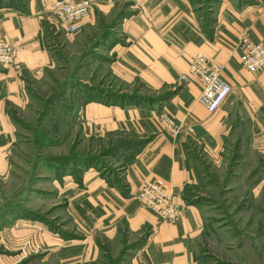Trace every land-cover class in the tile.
Wrapping results in <instances>:
<instances>
[{"label":"crops","instance_id":"obj_1","mask_svg":"<svg viewBox=\"0 0 264 264\" xmlns=\"http://www.w3.org/2000/svg\"><path fill=\"white\" fill-rule=\"evenodd\" d=\"M59 1L63 0L0 2V41L15 49L14 66H0V180H6L11 169L9 158L23 113L34 109L32 102L42 101L40 89L56 85L57 74L66 69L63 42L75 38L57 27L52 8ZM77 1L91 4L83 28L106 20L123 2ZM210 1L204 11L196 0H134L138 14L118 28L124 42L113 48L111 69L113 76L137 77L159 90L188 74L192 58L200 54L224 67L221 79L231 93L220 108L207 113L198 102L202 88L191 78L157 106L159 116L168 115L182 125L173 139L153 118L155 109L137 103L104 107L83 102L79 116L85 134L88 126H94L98 137L113 135L144 143L125 152L128 163L112 182L89 181L86 176L81 189L64 188L65 212L79 225L81 240L56 234L46 239L19 214H0L4 223L0 224V264L21 262L19 250L25 238L46 246L39 264H195L194 246L205 225L206 209L193 204L202 197L201 186L215 184L209 177L220 171L232 148L238 167L243 158L258 159L252 166L264 158V71H245L235 51L243 31L253 43L264 46V0ZM157 180L183 207L182 217L173 224L161 222L135 200L145 183ZM90 230L93 235H88ZM130 239L138 244L119 259ZM112 254L111 259L118 260H109Z\"/></svg>","mask_w":264,"mask_h":264},{"label":"rangeland","instance_id":"obj_2","mask_svg":"<svg viewBox=\"0 0 264 264\" xmlns=\"http://www.w3.org/2000/svg\"><path fill=\"white\" fill-rule=\"evenodd\" d=\"M196 1L202 4L201 10L208 11L210 0ZM136 8L134 0H123L106 20L87 24L70 36L74 40H65L61 59L66 69L57 74L56 85L40 89L42 101L32 102L34 109L26 110L16 126L11 169L6 180H0V214H19L46 239L56 234L61 239L81 240L84 234L79 233V225L65 212L64 188L81 189L86 176L89 181L112 182L128 163L125 152L144 143L117 140L113 135L98 137L94 126H88L85 134L79 105L137 103L155 109L153 118L159 121L157 106L181 86L179 77L152 90L140 78L113 76L112 51L117 43L124 42L118 28L138 14ZM233 150L227 151L220 171L209 177L215 184L201 186L202 197L193 202L206 209L203 233L194 246L195 264H264V158L257 157L260 163L256 166H252L258 160L255 157L243 158L238 167ZM88 235H93V230ZM133 242L130 239L127 246L123 245L119 259L138 244ZM44 250V244L25 238L19 264H39V254ZM113 256L108 255V259Z\"/></svg>","mask_w":264,"mask_h":264},{"label":"built area","instance_id":"obj_3","mask_svg":"<svg viewBox=\"0 0 264 264\" xmlns=\"http://www.w3.org/2000/svg\"><path fill=\"white\" fill-rule=\"evenodd\" d=\"M91 4L88 1L63 0L54 3L52 12L56 18L57 27L68 36L75 35L82 28L83 20L89 15ZM239 63L249 73L264 71V46L251 41L246 31L240 33L236 45ZM15 64V49L6 42L0 41V66L13 67ZM224 67L214 64L202 55L192 58L189 73L180 77L181 85L195 79L202 90L198 102L208 114H214L231 93V88L221 79ZM159 122L163 131L171 138L177 137L182 125L168 115L161 114ZM138 204L150 211L161 222L173 224L183 214L179 200L169 192L162 181L145 183L135 196Z\"/></svg>","mask_w":264,"mask_h":264}]
</instances>
